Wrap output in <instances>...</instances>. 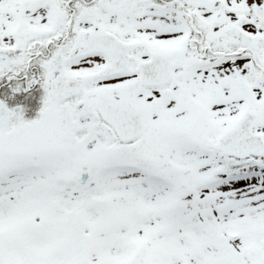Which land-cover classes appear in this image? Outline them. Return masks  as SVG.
<instances>
[{
	"label": "snow or ice",
	"instance_id": "1",
	"mask_svg": "<svg viewBox=\"0 0 264 264\" xmlns=\"http://www.w3.org/2000/svg\"><path fill=\"white\" fill-rule=\"evenodd\" d=\"M0 264H264V0H0Z\"/></svg>",
	"mask_w": 264,
	"mask_h": 264
}]
</instances>
